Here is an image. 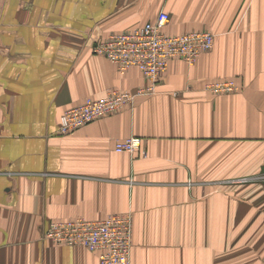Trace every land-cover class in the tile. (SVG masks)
<instances>
[{
  "label": "crops",
  "instance_id": "crops-1",
  "mask_svg": "<svg viewBox=\"0 0 264 264\" xmlns=\"http://www.w3.org/2000/svg\"><path fill=\"white\" fill-rule=\"evenodd\" d=\"M161 12L166 34L208 31L212 49L59 134L85 100L147 86L92 49ZM221 80L239 89L204 90ZM132 137L140 150L114 151ZM124 214L131 264H264V0H0V264H99L42 237L52 222Z\"/></svg>",
  "mask_w": 264,
  "mask_h": 264
},
{
  "label": "built area",
  "instance_id": "built-area-1",
  "mask_svg": "<svg viewBox=\"0 0 264 264\" xmlns=\"http://www.w3.org/2000/svg\"><path fill=\"white\" fill-rule=\"evenodd\" d=\"M168 16L161 12L151 23L123 33L111 34L94 45L92 52L103 56L115 66L119 74L137 68L147 81L135 93L110 90L99 100L87 99L59 118L58 132L70 135L78 129L131 106L136 97L154 93L159 77L172 59L193 65L203 54L210 51L214 35L208 31H193L181 35H168L164 28ZM239 89L234 80H221L205 85L211 95H230ZM139 138L117 141L114 151L133 154L140 150ZM143 157L146 156L141 151ZM43 240L54 245L81 246L98 257L99 264H131L132 218L129 214L110 215L100 221L82 218L56 221L48 225Z\"/></svg>",
  "mask_w": 264,
  "mask_h": 264
}]
</instances>
